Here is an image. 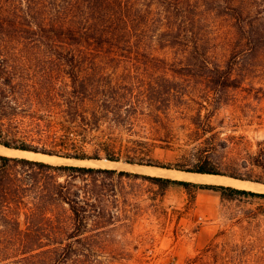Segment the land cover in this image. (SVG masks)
<instances>
[{
  "label": "trees",
  "instance_id": "16d2710c",
  "mask_svg": "<svg viewBox=\"0 0 264 264\" xmlns=\"http://www.w3.org/2000/svg\"><path fill=\"white\" fill-rule=\"evenodd\" d=\"M195 9L192 0H0V143L82 161L149 164L144 147L124 149L99 132L107 121L130 128L149 103L165 107L136 86L144 74L171 81L169 94L181 92L174 84L181 74H232L212 61ZM133 173L0 152V264H109L104 234L114 213L97 175ZM135 175L211 188L224 198L264 197L230 184Z\"/></svg>",
  "mask_w": 264,
  "mask_h": 264
},
{
  "label": "rangeland",
  "instance_id": "374dc122",
  "mask_svg": "<svg viewBox=\"0 0 264 264\" xmlns=\"http://www.w3.org/2000/svg\"><path fill=\"white\" fill-rule=\"evenodd\" d=\"M192 2L211 39L212 61L232 74L178 75L176 94L166 93L171 81L152 73L135 79L141 91L149 88L148 100L165 107L157 111L149 103L151 110L135 116L130 128L107 121L99 133L118 138L124 149L144 147L140 153L149 164L66 161L134 172L111 179L97 175L98 187L111 192L103 202L114 213L104 234L109 264H264V197L224 198L211 188L135 175L199 182L146 172L144 165L180 171L206 167L216 172L208 174L264 179V164L257 159L262 155L264 163V0Z\"/></svg>",
  "mask_w": 264,
  "mask_h": 264
},
{
  "label": "bare ground",
  "instance_id": "6f19581e",
  "mask_svg": "<svg viewBox=\"0 0 264 264\" xmlns=\"http://www.w3.org/2000/svg\"><path fill=\"white\" fill-rule=\"evenodd\" d=\"M0 152L4 154H8V155H20V156H28L31 158H42L44 160H50L53 162H66L67 161L66 159H62L56 156H48L46 154L36 153L32 151L20 150L16 148H9V147L4 146L1 143H0ZM102 162H106V164H109L108 166H113L114 164L120 163V162L111 161V160H104ZM93 164H97V163H93ZM141 168H143V170H145L146 172L157 171L164 175H168L172 177H183L186 179L195 180L199 182L224 183V184H230V185H234L238 187H244V188L264 191V183L253 182L250 180H242L239 178H234L229 175H219V174L216 175V174L196 173V172L193 173V172H188V171H180L176 169L158 168V167L144 166V165H142Z\"/></svg>",
  "mask_w": 264,
  "mask_h": 264
},
{
  "label": "water",
  "instance_id": "95a60500",
  "mask_svg": "<svg viewBox=\"0 0 264 264\" xmlns=\"http://www.w3.org/2000/svg\"><path fill=\"white\" fill-rule=\"evenodd\" d=\"M5 146V145H4ZM7 147V146H6ZM10 148V147H9ZM20 150H23V149H20ZM27 151H30V150H27ZM32 152H35V151H32ZM36 153H41V154H46V153H42V152H36ZM46 155H48V156H56V157H59V158H62V159H66V160H73L72 158H67V157H64V156H59V155H51V154H46ZM24 157H28V156H24ZM36 159H42V158H36ZM74 160H76V159H74ZM105 160H109V159H105ZM47 161H49V160H47ZM52 162V161H51ZM128 164H132V165H135V164H133V163H128ZM93 166H95V165H93ZM188 172H193V171H188ZM198 173H200V172H198ZM234 178H239V177H234ZM239 179H242V180H250V179H243V178H239ZM250 181H252V180H250ZM253 182H258V181H253ZM258 183H260V182H258Z\"/></svg>",
  "mask_w": 264,
  "mask_h": 264
}]
</instances>
